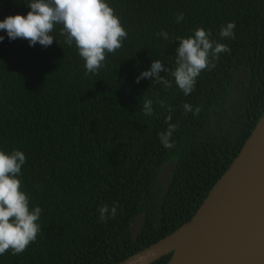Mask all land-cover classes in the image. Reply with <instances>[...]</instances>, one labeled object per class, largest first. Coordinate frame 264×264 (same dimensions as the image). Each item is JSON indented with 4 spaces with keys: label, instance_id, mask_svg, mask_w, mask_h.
<instances>
[{
    "label": "trees",
    "instance_id": "obj_1",
    "mask_svg": "<svg viewBox=\"0 0 264 264\" xmlns=\"http://www.w3.org/2000/svg\"><path fill=\"white\" fill-rule=\"evenodd\" d=\"M109 3L128 36L96 74L64 44L59 26L47 47L0 30V147L25 153L22 187L42 208L36 241L21 254L6 252L0 264H118L166 237L194 216L264 112V0ZM28 10L23 0H0V19ZM228 21L236 24L234 38L222 41L230 51L197 77L190 95L174 83L135 82L153 59L173 66L177 36L203 27L220 40ZM144 98L153 99L155 115H143ZM185 102L199 114L185 113ZM168 108L176 124L171 149L158 138ZM171 161L165 191L159 173ZM102 204H115L116 217L100 222ZM138 214L144 219L134 240L130 224Z\"/></svg>",
    "mask_w": 264,
    "mask_h": 264
},
{
    "label": "clouds",
    "instance_id": "obj_2",
    "mask_svg": "<svg viewBox=\"0 0 264 264\" xmlns=\"http://www.w3.org/2000/svg\"><path fill=\"white\" fill-rule=\"evenodd\" d=\"M28 7L25 14L6 15L0 19V30L6 33L9 40L23 38L29 46L39 43L49 46L55 39L53 33L59 26V33L64 44L76 48L78 56L84 62L87 73L96 74L104 66L107 55L116 52L123 46L128 33L122 26L109 0H23ZM184 19L183 12L176 15V23ZM234 21L222 24L219 29L220 40L212 38V33L203 27L190 30L187 36H177L173 66L165 68L161 60L153 59L147 70L135 77L138 84L141 79H150L161 83L163 88H171L173 83L185 96L190 95L203 71L211 70L220 54L230 51L223 40L235 36ZM156 35L169 39V33L160 30ZM5 39L0 35V42ZM167 73L166 79L160 73ZM153 99L144 98L141 102L145 116L155 115ZM163 108V102H160ZM184 112L198 115L199 106L185 102ZM172 108L164 117L167 128L158 133V138L165 149H171V140L176 124L172 121ZM26 155L20 149L0 147V256L6 252L12 255L23 253L30 243L37 239L41 231L42 208L31 202L30 195L23 189L22 168L26 164ZM100 222L115 218L117 206L102 204L97 209Z\"/></svg>",
    "mask_w": 264,
    "mask_h": 264
},
{
    "label": "water",
    "instance_id": "obj_3",
    "mask_svg": "<svg viewBox=\"0 0 264 264\" xmlns=\"http://www.w3.org/2000/svg\"><path fill=\"white\" fill-rule=\"evenodd\" d=\"M173 166L171 161L159 173L165 191ZM143 219L138 214L131 221L134 240ZM168 253L167 264H264V112L194 216L118 264H150Z\"/></svg>",
    "mask_w": 264,
    "mask_h": 264
}]
</instances>
